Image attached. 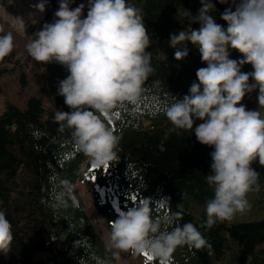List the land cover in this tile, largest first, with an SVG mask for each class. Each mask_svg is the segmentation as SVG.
<instances>
[{"label": "trees", "instance_id": "1", "mask_svg": "<svg viewBox=\"0 0 264 264\" xmlns=\"http://www.w3.org/2000/svg\"><path fill=\"white\" fill-rule=\"evenodd\" d=\"M48 1L43 22H51L58 8V0ZM85 1L75 0V7ZM128 2L141 9L150 38L146 51L151 53L155 71L144 79L133 101L118 103L107 115L100 116L118 137L107 170L105 164L97 166L82 152L72 130L60 129L54 122L57 110H70L64 98L57 95L58 81L69 74L60 64L43 63L45 88L54 98L53 108L40 95L30 96L25 106L14 102L5 105L0 116V198L14 238L11 250L7 254L0 252V264H117L106 247L107 238L97 230V221L85 198L75 195L76 182L90 194L109 228V222L120 211L149 198L151 217L161 220L162 230L167 227L165 218L180 212L182 219L178 223H194L212 246L199 250L177 246L167 258L147 252L153 259L147 258L146 264H215L228 251L249 257L245 264H264V215L217 221L211 229L202 226L205 202L213 196L205 181L213 149L197 142L190 131H173L165 115L176 98L188 94L190 85L197 80L196 70L206 66L198 47L191 42H186L189 55L182 60L174 58L176 49L168 42L170 33L182 27L177 10L185 8L195 14L200 0ZM8 3L9 0H0V6ZM225 7L216 0L213 15L217 23L226 26L220 19ZM14 52L13 49L0 60V77L8 72ZM230 58L239 59L241 54L233 49ZM242 71H252V66L245 64ZM254 93L247 96L253 98ZM251 167L258 173V184L264 182V166L258 159ZM14 190L26 192V201L36 198L39 212L34 220L27 219L10 197ZM228 235L238 247L228 241Z\"/></svg>", "mask_w": 264, "mask_h": 264}, {"label": "clouds", "instance_id": "2", "mask_svg": "<svg viewBox=\"0 0 264 264\" xmlns=\"http://www.w3.org/2000/svg\"><path fill=\"white\" fill-rule=\"evenodd\" d=\"M218 2L227 5L220 13L226 26L217 23L213 15L216 0H200L195 14L185 8L177 10L182 27L170 33L168 41L176 49V60L189 55L186 42H191L206 64L196 70L197 80L188 94L176 98L165 115L173 131H190L197 142L213 149L205 176L213 190L212 198L205 202L202 224L208 229L217 221L250 210L247 193L259 190L258 173L251 164L258 159L264 166V117L241 103L246 95L256 92L258 105L264 107V0ZM73 3L75 0H58L53 20L35 30L25 47L36 62H55L66 68L69 74L58 81L57 95L70 110H57L54 122L60 129L72 130L79 148L99 166L114 158L118 143L100 116L118 103L133 101L155 69L151 53L146 51L150 38L141 9L128 0H86L76 7ZM45 6L46 0L33 5L41 13ZM15 23L25 28L22 17H15ZM0 33H4L0 34L3 60L13 50V35L5 33L2 26ZM233 49L241 58H230ZM245 64H250L252 71H242ZM159 147L164 150L163 143ZM180 219V212L166 217L167 227L162 230L161 220L151 217L150 199L146 198L109 222L106 247L130 251L134 256L150 252L163 258L181 245L197 250L212 247L194 223L180 224ZM13 238L12 224L0 210V252L11 250Z\"/></svg>", "mask_w": 264, "mask_h": 264}, {"label": "rangeland", "instance_id": "3", "mask_svg": "<svg viewBox=\"0 0 264 264\" xmlns=\"http://www.w3.org/2000/svg\"><path fill=\"white\" fill-rule=\"evenodd\" d=\"M40 0H11L6 6H0V26L3 27L4 32H11L13 35V49L14 59L8 65V72L0 77V116L5 110L7 102H14L20 106H25L27 100L32 95H40L46 101L49 108L54 107V98L50 92L45 88V68L42 62H36L28 54L25 45L32 38V33L43 25L42 17L45 13H41L33 5L39 3ZM46 0L45 10L48 4ZM86 3V1H85ZM59 6V5H58ZM75 7V3L71 5ZM87 9L84 14L86 15ZM15 17H22L25 28L21 29L15 23ZM50 22V21H48ZM32 28L30 30L29 28ZM4 34V33H0ZM242 103L247 106L249 110H257L264 117V107L259 106L256 100V92L253 98L247 95L242 100ZM76 187V194L85 198L89 212L96 219L97 230L105 238H108L110 228L105 224L104 217L98 211L95 201L86 192L85 188L79 182L74 183ZM71 190L73 188L71 187ZM22 191V190H21ZM14 190L11 192V198L19 206L21 213L27 218L34 220L39 209H37L38 202L36 198L33 201H26V192ZM75 193V192H74ZM25 194V195H24ZM246 199L251 205L250 210L243 213L237 212L230 220H248L261 218L264 215V182L259 184V190H252L247 193ZM4 201L0 198V210H3ZM98 211V212H97ZM228 241L235 247L238 243L230 235ZM109 249V248H108ZM116 260L117 264H146L147 256L145 254L133 255L130 251L124 252L117 249H109ZM249 257L241 256L233 251H228L223 257L216 260L215 264H245Z\"/></svg>", "mask_w": 264, "mask_h": 264}, {"label": "snow or ice", "instance_id": "4", "mask_svg": "<svg viewBox=\"0 0 264 264\" xmlns=\"http://www.w3.org/2000/svg\"><path fill=\"white\" fill-rule=\"evenodd\" d=\"M105 115H107V114H105ZM117 115H119V114L117 113ZM95 167H96V166H94V168H95ZM104 168H105V170H107L108 165L105 164ZM92 178L95 179V176H93ZM144 254L147 256V258H148L149 261H151V260L153 259V257H152L151 255H148L147 252L144 253ZM162 264H166V262H162Z\"/></svg>", "mask_w": 264, "mask_h": 264}]
</instances>
